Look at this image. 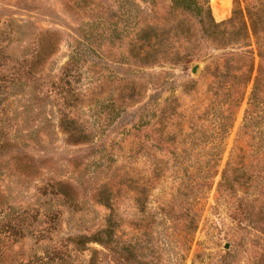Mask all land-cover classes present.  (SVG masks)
<instances>
[{"label": "rangeland", "instance_id": "obj_1", "mask_svg": "<svg viewBox=\"0 0 264 264\" xmlns=\"http://www.w3.org/2000/svg\"><path fill=\"white\" fill-rule=\"evenodd\" d=\"M155 1L156 6L150 0H0L6 69L30 59L23 65L27 76L1 102L7 113L0 115V133L16 141L0 154V264L43 255L51 244L39 233L47 228L62 238L106 226L109 205L118 216L122 250L118 256L106 252L103 264H264V113L256 111L240 143L236 168L249 175L239 178L234 190L221 185L264 67V0H198L221 24L220 41L205 39L198 45L205 58L158 63L143 58L148 45L143 30L181 19L195 31L200 27L199 18L180 17L182 9L171 0ZM186 46L171 43L169 49ZM161 49L154 45L156 57ZM244 51L254 53V73L236 114L229 103L215 104L224 116L230 110L231 118L209 112L201 130L172 149L174 155L164 151L150 137L148 123L156 121L167 100L186 92L192 99L209 97L211 103L221 75L215 64L227 58L225 53ZM235 65L232 71L240 76L248 63L239 59ZM166 72L169 86L160 95L155 83ZM236 82L241 84V78ZM64 114L82 123L74 136L61 125ZM84 130L89 137L76 142L75 135ZM159 162L203 170L219 164V175L199 200L192 192L173 193L180 183L173 178L157 186L146 204L143 167ZM230 176L233 182L236 177ZM59 182L70 186L68 200L48 194V185Z\"/></svg>", "mask_w": 264, "mask_h": 264}, {"label": "trees", "instance_id": "obj_2", "mask_svg": "<svg viewBox=\"0 0 264 264\" xmlns=\"http://www.w3.org/2000/svg\"><path fill=\"white\" fill-rule=\"evenodd\" d=\"M171 2L173 7L182 9V12L179 13L180 17H184L185 14H187L191 16V18H199L198 25L200 31H195L196 29L193 26H190L189 23L185 24L186 21L183 19L178 20L177 22L173 21L167 26L160 23L148 26L147 29L143 30L144 36L142 41H145L148 44L146 46L147 50H144L145 48L143 49V58L149 61L155 59L157 61L153 62L156 63L160 61L159 59L169 60L170 58V60H183L184 58H190L192 60H199L203 57L205 58L208 54L204 53V49H198V45L205 39H208L211 42L220 41V33L218 32L222 27L221 24L215 23L207 5L200 3L198 0H171ZM156 4L157 2L155 0H150V5L156 6ZM154 9L157 10L156 7ZM254 27L256 28V25ZM195 33L197 36L196 38L194 37ZM199 34L201 36H199ZM152 41H154V43H152ZM171 43H176L178 45H184V43H187L188 46L184 47L183 50L169 49ZM160 44L162 49L156 57L153 52L155 51L154 45L156 47L160 46ZM51 46L53 45H49L48 48L53 49ZM1 48L2 47L0 46V115L5 114L6 116L7 109L1 103L3 96L7 94L9 89L22 83L23 77L27 76V72L24 69L26 67L24 66L23 68V65L29 63L30 59H25L23 64L20 63L18 67L14 66L11 71H8L6 69V58ZM225 54L227 58L221 59L224 63L223 61L221 63L217 62V65L214 63L217 74L218 72H221V75L219 77L216 76L220 81L217 85L218 91L213 94L211 103L208 102L209 97H206L205 99H192L189 92H186L180 97H173L167 100L165 105L160 109L158 116L155 119L156 121L148 123V125H151V129L148 130L150 137L154 138L161 148L164 151H168L169 154L174 155L172 149L176 150L178 148L176 145L188 141V139H186L187 134L201 130V127L204 126L209 117L207 115L209 112H213L214 115L220 113L223 116L222 119H230L232 114L231 111L236 114V110L243 102L245 90L252 80L254 73V53L253 51H244L242 53L228 52ZM239 59L248 63L245 69H240V76L232 71V67H236V61ZM75 60V57L70 60L65 68L66 71L70 72V67L75 63ZM214 64L211 67H213ZM209 69L207 73H209ZM263 70L264 67L261 66L258 76L255 79L249 105L245 113L243 129L238 137L236 149L231 155L226 168L222 172L221 185L230 186L228 188L231 190L235 189L234 183L239 182V178H244L249 175L246 170L238 169L236 167L239 165L238 160L242 159V156L240 155L242 150L240 143L245 142L244 136H248L251 124H253L254 114L256 111L264 113V96L262 95L264 92V90L262 91V87L264 88V84H262L264 83ZM167 74V72L164 73V75L160 74L155 83L160 95L165 88L169 86L168 76H165ZM183 76L185 77V75ZM239 77L242 80L241 84L236 82ZM237 86H239V88ZM156 96L159 97L157 94ZM153 99L154 95L151 97L150 101ZM225 103H229L231 110L227 111L226 116L223 115L224 113L222 114L221 107H215V104L218 106H225ZM61 125L65 126L64 130H66L67 133L73 134L74 136L76 133L74 128L77 126L80 127L82 123H80L79 120L71 118L68 114H64L61 118ZM8 135L2 134V132L0 133V154L7 148L11 147L16 141L14 137H8ZM75 136L76 142L86 140L89 137L88 132L85 130L82 131L79 137L78 133ZM204 136L205 135L203 134V137ZM157 149L159 150V148ZM230 173H233L236 177L233 179V182L231 181ZM218 175L219 164L208 165L203 170L200 166L191 164L184 165V163H149L143 167L141 186L144 191L141 193V196L144 199V203L147 204V201L152 198V192L155 191L157 186H162L168 179L174 178L179 180L180 183L177 187L171 189L173 193L184 196L185 193L192 192L193 194H196L197 200H199V196H203L213 188L214 181ZM247 179H249V177ZM185 182H187V184H185ZM48 186L50 190L48 193L49 195L60 196L67 200L69 199L67 198L68 194L66 193L68 190L66 187H70L68 184L59 182L49 184ZM46 189L48 190V188ZM166 192L167 191H164L162 193L166 194ZM133 198L137 205H139L140 203H138L136 197L134 196ZM156 203L158 204V202ZM165 205L166 203L160 204L163 210ZM109 206L111 215H109L106 220V226L103 225L93 231L68 235L67 237L62 238L59 237L55 230L50 231L48 228L45 229L43 233L40 232L39 239H47L45 241L48 244H51V247H48L43 255H35L27 262L20 264H103L102 256H104L106 252H111L116 256L121 255L122 248L118 230L119 227L115 220L117 214L113 213L114 207L112 205ZM194 208H196V205H193V209ZM194 214L197 216L198 210L194 211ZM56 216L57 219H59V215ZM55 238L57 239L55 240ZM96 245L102 246L105 251L103 252L100 249L93 247ZM135 250L136 249L133 248V255H135ZM86 253H89V256L88 259L83 262L79 259V256H83Z\"/></svg>", "mask_w": 264, "mask_h": 264}, {"label": "water", "instance_id": "obj_3", "mask_svg": "<svg viewBox=\"0 0 264 264\" xmlns=\"http://www.w3.org/2000/svg\"><path fill=\"white\" fill-rule=\"evenodd\" d=\"M199 69V66H196L194 69H193V73L195 74L197 72V70Z\"/></svg>", "mask_w": 264, "mask_h": 264}]
</instances>
